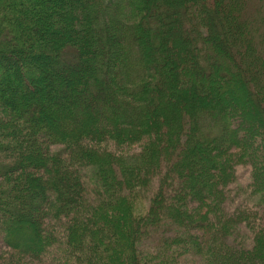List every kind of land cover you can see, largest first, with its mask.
Wrapping results in <instances>:
<instances>
[{"label":"trees","instance_id":"trees-1","mask_svg":"<svg viewBox=\"0 0 264 264\" xmlns=\"http://www.w3.org/2000/svg\"><path fill=\"white\" fill-rule=\"evenodd\" d=\"M25 260L264 264V0H0V264Z\"/></svg>","mask_w":264,"mask_h":264},{"label":"rangeland","instance_id":"rangeland-1","mask_svg":"<svg viewBox=\"0 0 264 264\" xmlns=\"http://www.w3.org/2000/svg\"><path fill=\"white\" fill-rule=\"evenodd\" d=\"M221 47L222 44H219ZM230 76L232 77V79L236 78V74L234 72L229 73ZM222 82H220L221 84ZM242 91V90H241ZM240 90H237V86H235L232 89V93L235 96V100L234 104H235V111H237V113L240 114V117H243L245 115V110H244V106L242 107V105L246 104V96L244 94V91L241 92ZM242 93V94H241ZM241 94V95H240ZM246 107H250V104L248 103L247 105H245ZM245 119V118H244ZM251 122V120H248ZM112 148H115V145H112ZM138 147H135L134 149H137ZM250 170L249 168H242V167H237L236 168V181L234 183H232L231 185H229L228 190L230 191L229 193V198L227 201V206H235L237 204V202L242 203L243 200L245 199V194L243 193H247L250 194L252 191V180L250 179ZM251 203L255 204V199L252 198L251 199ZM25 264H39L38 262L32 261V260H25L24 261Z\"/></svg>","mask_w":264,"mask_h":264}]
</instances>
